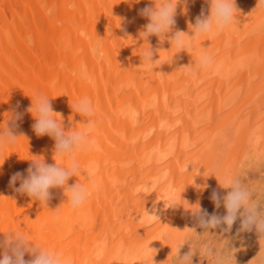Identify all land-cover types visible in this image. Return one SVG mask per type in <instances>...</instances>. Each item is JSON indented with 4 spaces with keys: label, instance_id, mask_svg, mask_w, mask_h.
Masks as SVG:
<instances>
[{
    "label": "bare ground",
    "instance_id": "bare-ground-1",
    "mask_svg": "<svg viewBox=\"0 0 264 264\" xmlns=\"http://www.w3.org/2000/svg\"><path fill=\"white\" fill-rule=\"evenodd\" d=\"M161 2L0 0V129L20 116L13 128L20 137L0 148V241L20 234L72 264H151L152 257L167 264L197 225L192 211L207 212L214 190L226 193L224 174L264 159V8L235 0L233 27L176 53L169 37L192 35L210 5L173 0L172 32L145 40L149 21L140 10ZM149 47L160 57L154 69L140 57ZM202 49L213 58L203 69ZM37 94L50 98L66 131L87 123L75 104L92 103L95 146L74 154L82 174L68 184L97 187L79 208L62 188L50 189L44 206L16 191L19 180L10 184L15 173L27 175L34 156L69 163L55 156L52 137L32 128Z\"/></svg>",
    "mask_w": 264,
    "mask_h": 264
},
{
    "label": "clouds",
    "instance_id": "clouds-1",
    "mask_svg": "<svg viewBox=\"0 0 264 264\" xmlns=\"http://www.w3.org/2000/svg\"><path fill=\"white\" fill-rule=\"evenodd\" d=\"M177 3H173V0H162L158 6L155 4L154 7L149 6L141 9L140 14L147 17L149 22L140 32V36L147 40L148 37L155 35L163 41L166 34L172 32L175 24ZM208 3L210 5L209 14L204 15L202 12L196 18L194 26L191 27L192 35L176 31L169 37L171 48H175L176 53L191 52L193 42L201 36L215 37L234 26L238 12L235 0H208ZM257 7L264 8V0H258ZM153 56L154 52L150 47L140 56L146 69H154V65L160 62V57L154 60ZM212 62V56L202 49L197 57L198 67L207 68ZM74 108L78 114L87 118V123L79 131L65 130L62 120L56 119V116H60V114L53 111L50 98L43 94H37L34 103L32 102L28 109L32 114L34 113L35 123L32 128L36 135L52 137L55 140V156L69 159L67 166L57 163L50 165L40 157L34 156L26 176L17 172L11 177L10 184L14 185L18 180L20 181L19 188L16 189L17 192L27 194L44 206H47L50 199V189L62 188L67 202L73 209H76L87 201L91 192L97 187L95 182L90 186L78 182L72 185L68 184L70 178L76 177L77 173L82 174L74 154L95 146V140L90 139V134L94 130V122L91 120L94 109L90 99L81 98ZM19 118V114L14 115L12 126L10 127L6 123L4 128L0 129V148L14 144L20 137L13 131L15 121ZM219 183L222 188L228 189V191L221 196L214 190L211 199L217 208L221 205L224 207L225 214L223 216L209 215L199 207L192 211L197 218L198 226L204 229V232L197 234L195 230L190 229L196 233L195 238L186 237L185 243L190 244V250L181 255L180 250L185 243H177L173 264H192V256L196 253L207 259L208 264H236L232 249L220 247L211 240H201L199 237L204 234L211 236L210 230L218 227H223L225 232L230 231L237 220L240 221L239 231L245 232L254 229L257 232L261 248L254 261L255 264H264V189L249 187L238 176L227 173ZM0 248L4 249L3 253H0V264H72L71 258L65 257L55 250L33 244L20 234H5L4 239L0 241ZM149 250L152 249L149 248ZM26 253L31 256L29 260H25ZM151 264H153V257Z\"/></svg>",
    "mask_w": 264,
    "mask_h": 264
},
{
    "label": "rangeland",
    "instance_id": "rangeland-1",
    "mask_svg": "<svg viewBox=\"0 0 264 264\" xmlns=\"http://www.w3.org/2000/svg\"><path fill=\"white\" fill-rule=\"evenodd\" d=\"M241 163L236 168L237 172L233 175L238 176L246 185L249 187H255L259 189H264V159L258 162L255 161ZM261 162V163H260ZM260 166V167H259ZM240 168V169H239ZM262 172V173H261ZM228 189L226 190V192ZM221 194V196L225 195ZM207 213L209 215L216 214L218 216H223L225 214V209L221 205L219 208L213 203L208 209ZM240 221L237 220L232 226L230 231L225 232L223 227H218L216 229L210 230L209 235L204 234L199 238L201 240H211L213 243L218 244L220 247H229L234 252V257L236 264H255L254 258L258 255L261 245L259 242V236L257 232L253 229L252 231H239ZM197 232V234H203L204 229L197 225L192 228ZM191 230V233L186 237H196V233ZM185 239V240H184ZM182 243L186 242L184 238ZM190 250V244L185 243L180 250V254L183 255ZM167 264H173V257ZM192 264H208L207 259L202 258L198 253L192 256Z\"/></svg>",
    "mask_w": 264,
    "mask_h": 264
}]
</instances>
